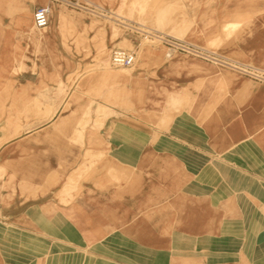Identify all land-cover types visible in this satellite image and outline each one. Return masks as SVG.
Segmentation results:
<instances>
[{
    "label": "crops",
    "instance_id": "0c3cea01",
    "mask_svg": "<svg viewBox=\"0 0 264 264\" xmlns=\"http://www.w3.org/2000/svg\"><path fill=\"white\" fill-rule=\"evenodd\" d=\"M47 3L0 0V96L44 95L50 111L22 132L0 114V264H264V82L156 47L123 81V107L94 99L98 134L80 138L67 119L83 92L66 85L63 3H50L41 59L28 55L35 70L27 60L10 74L32 47L20 41L25 22ZM222 22H235L233 35ZM98 29L88 28L93 45ZM217 34L226 57L264 68V0L200 6L187 37ZM39 73L53 81L30 86Z\"/></svg>",
    "mask_w": 264,
    "mask_h": 264
},
{
    "label": "rangeland",
    "instance_id": "374dc122",
    "mask_svg": "<svg viewBox=\"0 0 264 264\" xmlns=\"http://www.w3.org/2000/svg\"><path fill=\"white\" fill-rule=\"evenodd\" d=\"M214 0H109L97 1L105 10L106 16L101 17L94 14H90L85 11H76L75 8L69 6H62V12L59 15V22L65 23V35L67 39V63L66 68L68 72V78L66 85L68 87H77L78 92H83L76 96L70 95L69 102H82V109L68 111L67 119L72 125H77V128H72V133L78 137L92 138L97 135L98 119L95 117V113L90 106L94 103V99H99L102 104L114 105L117 107H123L122 104V86L123 81L126 80V75L131 73L137 66L139 60L143 59L144 52L152 53L156 47H159L164 57V48L156 40L150 38L146 34L142 33V29H156L164 33L171 34L180 38L189 40L195 44L204 46L215 52H220V43L222 39L217 34L213 38H210L206 42L196 41L190 37H187L186 31L194 24V19L197 10L203 4L211 7ZM52 13V11H51ZM89 23L88 26L79 27L80 23ZM212 23L209 22L208 27H212ZM228 22H222L219 24L225 37L234 34L237 25L234 22L233 26L226 27ZM26 31L21 34L20 41L28 42L31 46H27L24 49L25 52H20V62L18 67L12 69L10 74H15L22 70H26L27 67L24 64L32 62V70H35L36 64L34 60L29 57V53L36 54L39 59L44 54V48L42 47V40L46 38L43 33V29L36 30L32 26V21L27 20L25 22ZM96 27L101 28L97 30V33L102 37L94 45L88 37V28L91 30ZM107 29L108 33L104 30ZM111 33H115L113 42H110L109 36ZM106 37V38H105ZM121 47L136 50V60L134 64L129 68L114 67L110 65L108 57L112 47ZM23 50V48H21ZM24 51V50H23ZM177 55V54H176ZM224 55V54H222ZM88 56L94 61L91 63L82 62ZM175 55H173L172 59ZM225 56V55H224ZM216 66L222 67L215 64ZM52 66H55L54 58L52 57ZM227 76L237 78L238 73L226 68L224 70ZM234 72V73H230ZM46 74V73H45ZM110 74L124 75L122 79L117 77H111ZM114 75V76H115ZM109 76V77H108ZM52 82L53 79H48L47 75L42 73L38 74V78L34 80V83H30V86L45 87L47 82ZM14 84L12 79H4L2 87L6 88ZM62 85V84H61ZM21 86V85H19ZM44 95H36L33 100H28L25 95L10 96L1 95L0 102L12 103L13 108L17 107V110L13 111H0V114H12L19 118V126L16 128L19 132L27 129L24 126L30 118L43 119L50 114L49 110H44ZM77 98V100L75 99ZM100 104V105H102ZM99 104H96V106ZM80 107V108H81ZM92 116V117H91ZM74 127V126H73ZM94 129H92V128ZM15 130V128H13ZM3 166L0 164V179L2 178ZM5 236H8L5 235ZM11 238H4V246L10 244Z\"/></svg>",
    "mask_w": 264,
    "mask_h": 264
},
{
    "label": "built area",
    "instance_id": "2783aa9c",
    "mask_svg": "<svg viewBox=\"0 0 264 264\" xmlns=\"http://www.w3.org/2000/svg\"><path fill=\"white\" fill-rule=\"evenodd\" d=\"M51 2H60L66 6L83 10L101 17L106 15V10L104 8L90 2L89 0H48L47 4L36 6L32 12V26L35 29H42L48 24ZM140 31L163 46L164 57L166 59L172 55L185 54L190 57L229 68L239 75L257 80L259 82H264V68L237 62L215 52L214 50L156 29H142ZM108 60L110 65L114 67L129 68L136 60V52L134 49L114 47L111 48L109 52Z\"/></svg>",
    "mask_w": 264,
    "mask_h": 264
},
{
    "label": "bare ground",
    "instance_id": "6f19581e",
    "mask_svg": "<svg viewBox=\"0 0 264 264\" xmlns=\"http://www.w3.org/2000/svg\"><path fill=\"white\" fill-rule=\"evenodd\" d=\"M50 12H51V11H50ZM104 15H105V14H104ZM105 16H106V15H105ZM105 16H104V17H105ZM233 25H234V22H228L227 25H226V27H230V26H233ZM33 28H34V27H33ZM34 29H35V28H34ZM42 29H44V28H42ZM36 30H41V29H36ZM115 35H116L115 33H111V35L109 36V38H110L109 41H110V42H113V39H114ZM209 39H210V38H209ZM172 56H173V55H172ZM172 56H171V57H172ZM171 57H167V58H171ZM115 76H116V75H115ZM117 76H118V77H117ZM117 76H116V77H117L118 79H122L124 75H121V77H120V75H117ZM124 77H127V75L124 76ZM127 167H128V166H127Z\"/></svg>",
    "mask_w": 264,
    "mask_h": 264
}]
</instances>
